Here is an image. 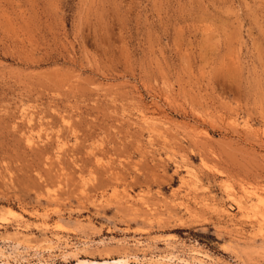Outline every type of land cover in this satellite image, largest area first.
<instances>
[{"label": "rangeland", "instance_id": "1", "mask_svg": "<svg viewBox=\"0 0 264 264\" xmlns=\"http://www.w3.org/2000/svg\"><path fill=\"white\" fill-rule=\"evenodd\" d=\"M264 264V0H0V264Z\"/></svg>", "mask_w": 264, "mask_h": 264}, {"label": "bare ground", "instance_id": "2", "mask_svg": "<svg viewBox=\"0 0 264 264\" xmlns=\"http://www.w3.org/2000/svg\"><path fill=\"white\" fill-rule=\"evenodd\" d=\"M114 264H122L121 262H115Z\"/></svg>", "mask_w": 264, "mask_h": 264}]
</instances>
